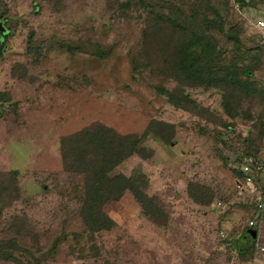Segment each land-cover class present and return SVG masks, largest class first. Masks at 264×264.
Returning <instances> with one entry per match:
<instances>
[{
	"label": "rangeland",
	"instance_id": "374dc122",
	"mask_svg": "<svg viewBox=\"0 0 264 264\" xmlns=\"http://www.w3.org/2000/svg\"><path fill=\"white\" fill-rule=\"evenodd\" d=\"M259 20L264 0H0V172L17 188L0 201V264H264V224L245 233L264 181L238 173L244 155L264 156ZM179 40L197 41L189 71L208 68L219 89L170 79L163 47ZM152 119L170 125L166 141L147 132ZM94 122L151 150L112 173L144 181L163 223L125 191L102 205L110 228L84 224L59 139Z\"/></svg>",
	"mask_w": 264,
	"mask_h": 264
},
{
	"label": "trees",
	"instance_id": "16d2710c",
	"mask_svg": "<svg viewBox=\"0 0 264 264\" xmlns=\"http://www.w3.org/2000/svg\"><path fill=\"white\" fill-rule=\"evenodd\" d=\"M160 16L163 17L162 15ZM165 22L168 24L166 25L168 30L169 28L173 30L172 26L176 27L173 30L176 36L183 35L182 31L177 28L179 26H176L174 22L167 19ZM166 30L160 29L157 34L163 36ZM0 33V39H2L4 31H0ZM149 38H152L151 34H149ZM182 38L188 41L190 36L186 35ZM185 40H179L178 47H176V42L172 45L167 43L163 47L170 49V51H166L167 53L170 52L167 55L168 60H166L169 63L170 79L177 86L199 85L219 89V81L211 77V72L208 68L205 70V75H203L204 70L203 74L200 71H197L196 74L189 71L190 65L188 64L187 56L194 54L197 57L196 50H194L195 46H197V41L186 43L184 42ZM221 90L225 101L231 99L233 102L231 105H238V100L235 101L238 93H235L234 89ZM166 128H170V125L152 119L148 122L146 129L147 132H151L162 141H166ZM136 141L137 137L135 134H118L113 129L97 122L59 139V156L62 170L70 174L79 175L82 178L84 197L81 202L80 217L91 233L108 229L112 226V221L101 210L102 205L108 200H117L125 191L130 192L142 211L146 212L152 220L163 223V220L160 219L162 217L160 209L156 205L155 200L143 193V189L146 187L144 181L138 183V180L135 182L132 178L125 177L122 174L112 173L113 169L123 159L133 153L142 158L151 156V150L136 148ZM238 173L243 175L239 169ZM15 183V177L12 173L0 172V201L8 200L7 203L9 202V197L17 192ZM194 188L193 185H189V195H196ZM195 195L192 198L196 202L201 204L208 203V201H202ZM10 226L14 227L15 222H12ZM3 248L4 246L0 245V249ZM244 249L241 248L240 250Z\"/></svg>",
	"mask_w": 264,
	"mask_h": 264
},
{
	"label": "built area",
	"instance_id": "2783aa9c",
	"mask_svg": "<svg viewBox=\"0 0 264 264\" xmlns=\"http://www.w3.org/2000/svg\"><path fill=\"white\" fill-rule=\"evenodd\" d=\"M257 28L264 30V20L257 22ZM238 169L244 175L243 181L246 187L252 188L257 178L258 181H264V156L255 157L252 155H244L238 164ZM252 190V189H251ZM264 224V199L260 196H256L255 207L252 218L246 222L247 229H254L257 233L259 227ZM256 237V235H255ZM255 239V238H254ZM264 248L262 246H255V254L263 253Z\"/></svg>",
	"mask_w": 264,
	"mask_h": 264
},
{
	"label": "water",
	"instance_id": "95a60500",
	"mask_svg": "<svg viewBox=\"0 0 264 264\" xmlns=\"http://www.w3.org/2000/svg\"><path fill=\"white\" fill-rule=\"evenodd\" d=\"M245 233L249 236L250 239H254L256 235V231L254 229H246Z\"/></svg>",
	"mask_w": 264,
	"mask_h": 264
}]
</instances>
